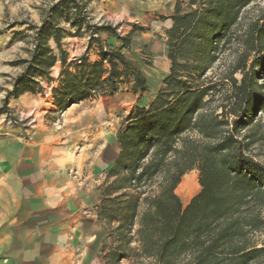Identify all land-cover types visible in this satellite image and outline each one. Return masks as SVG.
I'll list each match as a JSON object with an SVG mask.
<instances>
[{"label": "trees", "instance_id": "trees-1", "mask_svg": "<svg viewBox=\"0 0 264 264\" xmlns=\"http://www.w3.org/2000/svg\"><path fill=\"white\" fill-rule=\"evenodd\" d=\"M90 1L43 0L42 22H30L32 46L14 61L23 68L0 113L12 112L9 97L42 92L38 78H50L58 61L53 98L59 113L124 88L151 91L144 69L153 61H136L125 51L144 27L135 23L124 35L118 25L93 22ZM253 1L188 0L186 7L176 1L166 31L169 72L156 96L126 116L117 133L119 155L101 188L106 264H264V16L242 33L235 29ZM104 33L114 40L105 44ZM84 34L88 49L97 46V59L69 60L63 39ZM233 38L241 50L227 81L208 80L219 48ZM192 169L201 189L184 205L176 189Z\"/></svg>", "mask_w": 264, "mask_h": 264}, {"label": "crops", "instance_id": "crops-1", "mask_svg": "<svg viewBox=\"0 0 264 264\" xmlns=\"http://www.w3.org/2000/svg\"><path fill=\"white\" fill-rule=\"evenodd\" d=\"M109 1L112 12L126 14L133 6V0ZM154 1L139 3L145 10ZM148 13L154 21L155 13ZM165 64L170 69L168 57ZM156 82L141 95H103L61 113L46 89L9 97L12 111L29 114L34 107L40 116L29 140L0 143V264H106L108 229L98 215L102 186L96 177L119 155L117 132L125 125L124 113L146 106L162 78ZM48 109L50 120L44 116Z\"/></svg>", "mask_w": 264, "mask_h": 264}, {"label": "rangeland", "instance_id": "rangeland-1", "mask_svg": "<svg viewBox=\"0 0 264 264\" xmlns=\"http://www.w3.org/2000/svg\"><path fill=\"white\" fill-rule=\"evenodd\" d=\"M116 1L117 0H113L112 2ZM151 1L153 2L154 0ZM176 1L177 0H156L154 1L156 3H153L150 7L148 6L149 9L143 10V7L140 6L139 0H133L132 9L128 10L126 14H122L111 11V7L108 4L110 3L109 0H91L88 5V12L93 22H110L113 25H118L119 32L124 35L130 32V30L135 26V23L144 27V30L138 31L135 36V45L128 51H125L128 58L136 59V61H138V57H147L154 62L152 70L148 68L144 69L146 75L153 83L156 82V80H161L165 73L169 71V68L165 64V58H167L165 54L167 40L166 31L170 27L169 22H171L168 16L173 12ZM183 1V7H186L188 0ZM42 6L43 0H0V107L3 106L7 90L13 88V80L15 76L23 68L22 64H15L14 61L26 58L29 55L27 48L32 46V42L29 41L28 34H32L33 31L28 29V27L30 22H34L38 25L41 24ZM149 11H151V13H155L152 15L154 21L148 20V18H150V14L148 13ZM161 15H165V17L163 18ZM262 16H264V0H254L251 4L244 8L241 14L240 23L235 28L237 31L236 34L242 33L252 22ZM66 26L69 27L68 24ZM102 38L105 44L114 40L108 37L105 33L102 35ZM88 43V34L67 35L63 39V48L68 52L69 60L75 56L82 55H88L90 60H94L91 57H95L93 55H97V46L95 45L93 48L88 49ZM114 43L119 44L120 42L114 41ZM50 44L57 52L59 51L54 40H51ZM220 48L217 60L207 72L208 80L213 79L219 83H221L222 80L227 81L224 77L235 66L241 46L237 38H233L231 42L224 44V46H221ZM252 59H254V57L250 60ZM60 70L61 63L58 61L56 66L52 67L50 78H38L44 86L42 92H44L45 89L48 90L50 94L47 97H52L53 103V88L59 83ZM236 76L240 77V74L237 73ZM262 80H264V78ZM152 87L154 86L152 85ZM125 90L126 88H124V91ZM45 102L48 101L45 100ZM131 111L132 109L129 113ZM52 112L53 111L51 109H48V111L44 114L45 118L50 120L51 116H53ZM129 113H124V120ZM39 116V109H34V107L31 108L29 114H21L15 111H12L10 114L0 113V143H14V141L19 140V138L25 141L29 140L31 129L36 127ZM262 151L264 152V145L262 147ZM259 158L264 160V155H261ZM3 170L2 162L0 161V173L3 172ZM189 173L197 174L199 180L198 169H192L186 174ZM108 179V171H104V174L96 177V180L100 182L101 186H104ZM200 189L201 185L190 197V199L198 193ZM177 193L179 194L178 191ZM182 202L185 204L188 201L184 202L182 200ZM103 222L105 227L109 230L107 223L105 221ZM121 264L131 263L130 260L124 259Z\"/></svg>", "mask_w": 264, "mask_h": 264}, {"label": "bare ground", "instance_id": "bare-ground-1", "mask_svg": "<svg viewBox=\"0 0 264 264\" xmlns=\"http://www.w3.org/2000/svg\"><path fill=\"white\" fill-rule=\"evenodd\" d=\"M200 187L198 175L195 173L185 174L178 185L177 191L184 202L189 201L190 197Z\"/></svg>", "mask_w": 264, "mask_h": 264}, {"label": "built area", "instance_id": "built-area-1", "mask_svg": "<svg viewBox=\"0 0 264 264\" xmlns=\"http://www.w3.org/2000/svg\"><path fill=\"white\" fill-rule=\"evenodd\" d=\"M34 119V118H33ZM35 120V119H34ZM74 176L78 175V171L76 169H71L70 171Z\"/></svg>", "mask_w": 264, "mask_h": 264}]
</instances>
